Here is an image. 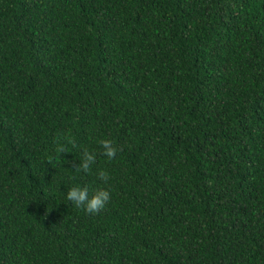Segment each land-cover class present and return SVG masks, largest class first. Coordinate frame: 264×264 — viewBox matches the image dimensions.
Wrapping results in <instances>:
<instances>
[{
  "label": "trees",
  "instance_id": "obj_1",
  "mask_svg": "<svg viewBox=\"0 0 264 264\" xmlns=\"http://www.w3.org/2000/svg\"><path fill=\"white\" fill-rule=\"evenodd\" d=\"M0 264H264V0H0Z\"/></svg>",
  "mask_w": 264,
  "mask_h": 264
},
{
  "label": "clouds",
  "instance_id": "obj_2",
  "mask_svg": "<svg viewBox=\"0 0 264 264\" xmlns=\"http://www.w3.org/2000/svg\"><path fill=\"white\" fill-rule=\"evenodd\" d=\"M96 143L99 149L81 148L78 163L75 165L77 172L89 173L95 165L100 155L107 159H112L118 152V147L113 139L104 136L97 139ZM58 153L65 152V148L61 145L57 148ZM100 181L105 184L110 179V173L106 169H100L97 172ZM65 196L68 201L72 202L77 207H82L86 213L97 214L111 199L110 188L104 185L90 189L85 184H72L67 187Z\"/></svg>",
  "mask_w": 264,
  "mask_h": 264
}]
</instances>
